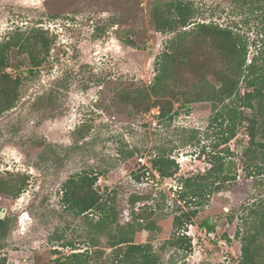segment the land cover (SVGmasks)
<instances>
[{
  "label": "rangeland",
  "instance_id": "rangeland-1",
  "mask_svg": "<svg viewBox=\"0 0 264 264\" xmlns=\"http://www.w3.org/2000/svg\"><path fill=\"white\" fill-rule=\"evenodd\" d=\"M159 1L165 0H0V41L31 27L52 39L35 74L28 75L30 66L15 49L7 69L26 77L15 107L0 114V210L11 219L7 236L0 237V258L7 263L54 264L88 251L91 264H130L123 257L126 244L108 242L115 228L103 230L93 245L92 221L103 212L78 215L62 199L67 179L95 173L99 193L115 197L118 223L131 221L133 209L145 214L134 242L146 244L156 259L152 264H249L242 252L249 230L258 235L256 260L264 264V224L251 214L253 208L264 211V161L249 154V120L241 119L252 113L243 98L251 89L247 80L240 81L237 97L216 105L176 101L173 120L161 121L158 107L137 112L123 100L125 91L150 85L161 53L171 50L176 33L159 32L153 23ZM191 1L198 21L231 26L248 41L249 63L264 44V0ZM185 74L186 89L195 91L190 72ZM80 125L90 131L76 141L73 131ZM232 128L235 135L225 142ZM160 148L173 149L176 175L164 178L152 168ZM215 157H224L235 179L211 193L192 223L177 229L173 217L180 206L187 209L179 197L181 180L207 171ZM20 173L28 184L13 199L6 191ZM133 193L146 196L134 207ZM149 220L152 228H143ZM204 220L212 231L201 225ZM180 237L192 248L171 244Z\"/></svg>",
  "mask_w": 264,
  "mask_h": 264
},
{
  "label": "trees",
  "instance_id": "trees-1",
  "mask_svg": "<svg viewBox=\"0 0 264 264\" xmlns=\"http://www.w3.org/2000/svg\"><path fill=\"white\" fill-rule=\"evenodd\" d=\"M244 1L249 2L250 5L255 2ZM197 15L198 9L191 0H165L155 4L153 8L155 29L159 32H173L176 35L170 39L171 50L166 49L161 53L159 67L150 85L133 92L125 91L123 100L130 103L137 112H147L152 107H158V117L161 121L173 120L177 114L176 101L181 100L184 105L209 100L216 105L227 98L237 97L239 83L244 78L251 88L244 93L243 98L247 99L245 105L251 108L252 113L249 118L244 115L241 118L249 120V154L252 153L255 159L264 161V44L262 47L259 46L257 54L247 63L248 41L240 33L234 31L231 26L224 27L213 21H198ZM187 39L190 42L184 43ZM126 42L134 44L131 40ZM51 44L52 39L41 27L17 30L0 41V114L15 107L20 97V88L26 78L22 74L13 75L7 70L13 67L12 51L15 49L19 58H25V62L30 66L27 69L28 75H33L45 61ZM186 72H190L189 78L196 83L197 89L193 92H188L186 89L188 87ZM207 73L213 81L207 79ZM218 83L220 87L216 86ZM54 96L52 92L51 98H55ZM89 131L88 125L76 127L73 131L76 141L86 138ZM234 135L235 131L232 128L225 142ZM49 146L54 148L53 145ZM172 152L173 149L160 148L150 161L152 168L164 178L176 175L180 169L179 164L172 157ZM134 153L135 151H131L129 156ZM226 165L224 157H215L207 171L181 180L179 197L184 201V207L187 209L180 206V213L174 215L173 222L177 229H185L189 223H192L193 218L200 214L204 201L208 200L211 193L220 191L226 182L235 179V176L231 175V168ZM256 166H259V163H256ZM26 176L20 173L19 178L10 183L11 188L6 193L10 194L11 198L18 197L28 184L29 178ZM97 180L98 175L95 173L72 176L65 181L62 195L64 203L78 215L93 210L105 214L97 221H92L95 226L92 235L93 245H97L99 234L103 230L115 228V233L109 235L108 242L111 246L126 244L127 249L123 257L128 263L156 262L147 250L146 244L134 242L135 233L143 226L139 220L144 219L145 214L137 213L133 209L131 221L125 224L118 223L115 197L109 195L104 198L96 188ZM144 198L145 195L133 193L129 197V203L134 207ZM251 214L255 218L260 217L259 222L264 224V211L253 208ZM153 224L154 222L149 220L143 228L150 229ZM10 225V218L0 217L1 238L7 236ZM201 225L210 231L214 228L206 220L202 221ZM257 238L258 235L249 230V236L244 239L242 252L245 261H249V264H259L255 249ZM171 244L178 245L184 250L192 248L190 240L183 237L172 241ZM90 257L88 251L86 253L75 251L67 257L55 259L54 264H91ZM243 263L246 264L244 261ZM0 264L13 263H7L5 259L0 258Z\"/></svg>",
  "mask_w": 264,
  "mask_h": 264
},
{
  "label": "water",
  "instance_id": "water-1",
  "mask_svg": "<svg viewBox=\"0 0 264 264\" xmlns=\"http://www.w3.org/2000/svg\"><path fill=\"white\" fill-rule=\"evenodd\" d=\"M3 216V210H0V217Z\"/></svg>",
  "mask_w": 264,
  "mask_h": 264
}]
</instances>
